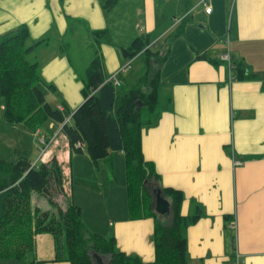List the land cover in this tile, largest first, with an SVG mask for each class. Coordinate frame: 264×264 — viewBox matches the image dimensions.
I'll return each instance as SVG.
<instances>
[{
  "label": "crops",
  "instance_id": "crops-1",
  "mask_svg": "<svg viewBox=\"0 0 264 264\" xmlns=\"http://www.w3.org/2000/svg\"><path fill=\"white\" fill-rule=\"evenodd\" d=\"M206 1L211 11H207L204 0H118L110 11L103 9L101 0H0V37L26 25L31 45L46 38L32 53L37 55L39 47L51 50L45 65L37 60L39 71L42 78L58 81L56 75L60 72L71 79L65 66L72 61L69 50L73 48V37L82 36L83 30L90 34L108 29L112 39L114 34L121 35L120 43L114 45L116 62H107L108 70L115 72L124 64L130 65L119 52L129 47L133 39L147 36L152 45V41L166 33L168 36L188 16L185 33L173 41L167 38L162 47L170 46L171 50L161 71L160 112L156 122L144 128L143 153L146 160L154 163L162 186L184 192V215L193 213L195 204L203 207V216L186 231L188 264H237L236 249L241 264H264V0H233L230 10L228 0ZM165 2L167 7L171 3L167 14L172 23L159 28ZM185 4L191 7L187 10ZM173 12L183 15L178 18ZM125 26L127 32L123 31ZM85 41L88 42L87 37ZM226 51L233 55V61L243 62L246 73L254 76L240 78L233 61L230 68L220 59ZM121 72L117 71V76ZM55 85L59 90L60 84ZM1 108L4 111V103ZM53 125L57 128L53 133L58 135L50 146L62 127ZM38 130L40 135L41 128ZM45 134L50 136L52 132ZM73 152L66 141L62 152L56 154L50 149L43 161L54 154L63 165L69 156L72 168L67 175L72 178L71 184L77 180L84 186L72 184L70 195L82 206L86 229L113 236L122 251L153 261L155 219L130 218L122 171L118 172L115 185L105 160L96 166L86 149L83 155ZM123 154L113 153L119 166ZM79 160L86 166L88 179L76 163ZM95 187L103 188L110 207L105 221L92 223L79 191L82 189L89 200L101 199L91 193ZM68 195L64 185L63 206ZM3 196L1 191L0 202ZM2 211L3 205L1 214ZM92 216L96 218L93 212ZM234 220L236 229L231 227ZM43 243L44 251L35 243V258L43 259L45 264H71L53 260L55 253L49 250H56L55 239L46 237ZM24 260L27 261L4 258L0 264H27Z\"/></svg>",
  "mask_w": 264,
  "mask_h": 264
},
{
  "label": "trees",
  "instance_id": "trees-1",
  "mask_svg": "<svg viewBox=\"0 0 264 264\" xmlns=\"http://www.w3.org/2000/svg\"><path fill=\"white\" fill-rule=\"evenodd\" d=\"M117 1L101 0L102 7L110 11ZM189 7L187 4V10ZM188 21L187 16L167 38L173 41L182 36ZM94 32L110 38L108 29ZM29 34L28 27L22 25L0 37V97L4 99L5 121L23 123L34 131L46 125L52 132L46 142H50L54 134V127L48 124H61L60 131L64 132L71 150L82 153L86 148L96 166L100 160L106 161L113 176V153L123 151L129 216L131 219L154 217L152 238L155 259L144 261L139 255L122 251L115 237L89 232L78 204L68 199L61 207L56 202L55 196L59 191L64 192V170L57 157L34 163L21 152L17 154V161L0 158V192H4L0 217V259H26L30 254L32 259L29 264H45L34 254L36 235L47 232L55 239L54 261L96 264L95 252L106 257L110 264H188L186 231L203 216V207L195 204L193 213H182L184 192L160 184L161 176L154 163L146 160L142 145L144 128L154 124L160 112L161 71L170 54V46L153 51L148 37L138 36L129 47L122 48V54L130 59L145 54L149 65L138 84L123 94L107 79L108 75L104 73L97 55L87 69V79L82 88L84 101L71 111L65 101L62 108L47 101L39 86L44 81L39 63L28 58V54L46 38L28 46ZM233 62L240 78L254 76L253 73H246L243 62L238 59ZM120 82L122 84V80ZM48 86L56 90L55 84ZM145 112L147 117H144ZM79 141L85 144V148L76 146ZM47 150L49 148L45 152ZM158 186L171 203L169 214L161 215L154 210V190ZM34 191L47 197L56 212L54 207L49 211L35 206L32 200Z\"/></svg>",
  "mask_w": 264,
  "mask_h": 264
},
{
  "label": "rangeland",
  "instance_id": "rangeland-1",
  "mask_svg": "<svg viewBox=\"0 0 264 264\" xmlns=\"http://www.w3.org/2000/svg\"><path fill=\"white\" fill-rule=\"evenodd\" d=\"M167 3L168 2H165V6H164V10H163L164 16H163L161 23L159 24V28H163L167 24V22H169V24L172 23L170 16H168V14H167V8L171 7V3L168 5V7H167ZM232 5H233V0H228L229 10L231 9ZM185 8H187L186 4H185ZM183 12H181V13L173 12V13L178 18H181V16L183 15ZM174 29H170V30L172 31ZM123 31H125V32L128 31L127 26L124 27ZM120 32H122V30ZM109 36H110V38H105L103 35L99 36L94 31L89 34V32L87 33L85 30H83L82 36H79V37L74 36L73 37V41L71 42V46L73 45V48H71L69 50V54H70L72 61H71V63H69L68 65L65 66V71L68 74H70L71 79L68 77V75H65V74L60 72L56 75V78L58 81H55V80L48 81L45 77H43L42 79L44 81H42L39 84V86L43 89L48 102H50L54 106H60L61 107L62 104H60V103H62L63 100H65V102L68 105V108L71 111H75L84 101L82 88H83L85 81L87 79V69L89 68L90 64H92L94 62L95 57L97 55H99V59H100L101 63L103 64V70H104V73L106 75L111 76L112 74L113 75L118 74L116 72L119 71L125 64L119 70H116L114 72V71L108 70L107 62H108V64L109 63L113 64L116 62V49H115L114 45H118L120 43V41H121L120 36L121 35L114 34L113 39H112L111 34ZM228 36H229V34L225 35L226 40L228 39ZM85 37H87L88 42H91L90 44H88V42L86 43ZM166 39H167V33L162 35V36H159L157 40L152 41V44H153L152 50L157 51L158 49H161L163 47V45L165 44ZM27 45L28 46L31 45L30 40H27ZM50 45H52V44H50ZM50 45H49V47H50ZM46 51L42 50V48L39 47L38 51H37V55L33 54L34 52L30 53V54H28V58L31 61L40 60L42 65H45L46 62L51 57V50L49 48H47ZM119 54H120L121 59L126 60V63L131 62L130 65L125 70H123V72H121L118 75V77L122 80V84H121V86L118 87V90H119L120 94H123V93L127 92L131 87H134L138 84L140 77L146 73L149 65H148L147 56L145 54H143V55L139 54L133 59L125 57L122 54V50H121V52H119ZM105 62H106V64H105ZM49 67H51V65H49ZM54 71H56V68H54ZM56 82H58V84H60L59 90H53L48 86V84H51V83L56 84ZM63 94H65V95H63ZM3 103H4V99L2 97H0V158H4L7 160H14L15 156L17 155L16 152L18 150L23 155H26V154L29 155L32 158V160L35 161L34 163H37L38 161L42 162L43 160H45L47 155H49L50 149L54 150L56 154L59 152H62L65 149V144H66L67 138H66L64 132H60L56 141L51 146H50V144L52 141L49 143L47 148H49V146H50V149L42 157L41 153H42V148H43L42 145L43 144L41 142L42 137L40 138V135H45V139H47L49 137L47 134H45V132H47V131L50 132L48 130L47 126L45 125L43 127H40L42 133L39 135L38 134L39 128L36 131H34L31 127H29L23 123L12 124V123L6 122L4 119V115H3L4 111H2V108H1ZM144 117H147L146 112L144 114ZM48 126L54 127L53 122H50L48 124ZM55 131H57V128H55L53 130V132H55ZM56 133L53 134L51 139H53L56 136ZM39 140H40V142H39ZM57 140L59 141V143H56ZM44 146H46V145H44ZM22 151H24V153ZM115 152L119 153L120 151H115ZM73 154L74 155H80V154L83 155L82 153H75V152H73ZM53 156H55V155L54 154L50 155V158ZM68 157L69 156L67 155L66 156L67 162L62 165L63 170H64V185L67 188V190H69V195L67 196V200L68 199L73 200V198L71 196L72 195V191H71L72 190V184L78 185V187H84V186H81L82 184H80V182H78L77 180L71 184L72 178H71V176H69L67 174L71 173L72 166L70 164ZM76 163H79L80 168L83 169L84 177L86 179H88L89 176H87L86 166H85L84 162L80 161V162H76ZM76 163H75V167H76ZM100 167L101 166L99 165V167L97 169H100ZM105 167L107 169L109 178L111 180H113V183L115 182V185H118V183L116 182L117 177H118V172L120 174V171H122L121 176H123L124 177L123 179H125L126 168H125L124 154H123V160H122L120 166L118 165V162L115 158V175L114 176L110 173V170H109V167L107 166V164ZM103 175L104 174H102V177H103ZM115 176H116V178H115ZM100 179H101V176H100ZM83 182H86V181H83ZM121 182H122V177L120 179V183ZM90 191L92 194L99 196L101 199L94 198V199L89 200L85 197L82 189L79 191V198H81V202L84 204L83 208L88 215V219L92 223H96L99 220L105 221L107 211L110 207V204H107L108 196L106 195V193L104 192L102 187H97V188L95 187V188L91 189ZM54 196H55V194H54ZM55 197H56L57 204L60 205L61 207H63L62 203H65V200H66L64 198V192L62 193V191H59V193ZM32 200H33V204L35 206H39L42 210H49V211L53 210L54 206H52L49 203L47 197H45V196H43V195H41L35 191L33 192ZM0 206L2 207V202H0ZM1 207H0V217H1ZM80 207H82V206L80 205ZM54 209H55V207H54ZM55 212H56V209H55ZM92 212L96 218H94L92 216ZM166 219L169 220L170 218L166 217ZM46 237H51V239H54L53 235L50 233H47V232L39 233L36 236L35 243L38 244L40 250H41V248L43 249V246H44L43 241ZM43 251H44V249H43ZM49 251L51 254L56 253L55 249L54 250L51 249ZM234 256H235V253H234ZM26 259H27V261L26 260H24V261L27 262V264H29L30 260L32 259V255L29 254L26 257Z\"/></svg>",
  "mask_w": 264,
  "mask_h": 264
},
{
  "label": "water",
  "instance_id": "water-1",
  "mask_svg": "<svg viewBox=\"0 0 264 264\" xmlns=\"http://www.w3.org/2000/svg\"><path fill=\"white\" fill-rule=\"evenodd\" d=\"M18 155L15 156L14 161H17ZM154 210L158 214L166 215L171 212V203L163 195L161 187H156L154 190ZM96 264H110V261L106 257L99 255L98 253H93Z\"/></svg>",
  "mask_w": 264,
  "mask_h": 264
},
{
  "label": "built area",
  "instance_id": "built-area-1",
  "mask_svg": "<svg viewBox=\"0 0 264 264\" xmlns=\"http://www.w3.org/2000/svg\"><path fill=\"white\" fill-rule=\"evenodd\" d=\"M204 2H205L206 5H207V11H211V6L207 3L206 0H204ZM220 59H221L222 61L227 62V63L229 64L230 68L233 67L232 61H233L234 57H233V55L230 53V51H226V52L221 53V55H220ZM128 66H129V63H128V64H125V65L120 69V71L125 70ZM109 80L112 81V83H113L115 86H117V87L121 86V82H120L119 80H117L115 77H112V78H110ZM59 107H60V106H59ZM60 108H62V106H61ZM41 142L44 143V144H47V143H48V142L45 141V137L42 138ZM76 146H77V147L85 148V144H84L83 142H80V141L76 143ZM44 153H45V148H42V154H44ZM231 227L234 228V229H236V220H234V221L231 222ZM235 260H236L237 264H241V262H240V258H239V253H238L237 249H236V252H235Z\"/></svg>",
  "mask_w": 264,
  "mask_h": 264
},
{
  "label": "bare ground",
  "instance_id": "bare-ground-1",
  "mask_svg": "<svg viewBox=\"0 0 264 264\" xmlns=\"http://www.w3.org/2000/svg\"><path fill=\"white\" fill-rule=\"evenodd\" d=\"M112 77H115L117 80H119L118 77H117V74L112 75L110 78H112ZM110 78H108V80H109ZM119 81H120V80H119ZM41 140H42V139H41ZM51 141H52V139H51ZM51 141H50V142H51ZM50 142H48V143L46 144V146H43V148H45V150L47 149V146L49 145Z\"/></svg>",
  "mask_w": 264,
  "mask_h": 264
}]
</instances>
